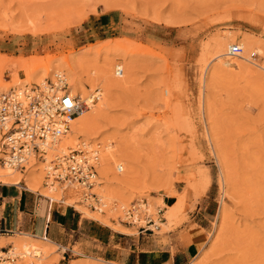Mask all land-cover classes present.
Instances as JSON below:
<instances>
[{
	"label": "rangeland",
	"instance_id": "374dc122",
	"mask_svg": "<svg viewBox=\"0 0 264 264\" xmlns=\"http://www.w3.org/2000/svg\"><path fill=\"white\" fill-rule=\"evenodd\" d=\"M230 36L251 54L250 61H219L234 57L217 45ZM57 60L68 61L88 88L90 71L98 67L122 79L93 131L116 142L118 162L127 171L124 177L112 166L105 174L96 164L104 188L148 193L167 204L181 199L176 218L154 231L161 240L177 226L195 227L190 214L209 203L214 215L203 230L204 246L187 264H264V0H0V82L31 85L44 70L47 79ZM116 62L121 76L115 75ZM43 177L36 192L51 205L60 202L137 236L139 224H127L123 212L90 209L79 189L70 194L76 199L61 189L52 197ZM111 177L118 183H108ZM23 185L0 183L2 222L9 221L10 195ZM221 200L227 213L214 233ZM68 232L45 236V264L89 258L116 264L94 254L83 231Z\"/></svg>",
	"mask_w": 264,
	"mask_h": 264
},
{
	"label": "built area",
	"instance_id": "2783aa9c",
	"mask_svg": "<svg viewBox=\"0 0 264 264\" xmlns=\"http://www.w3.org/2000/svg\"><path fill=\"white\" fill-rule=\"evenodd\" d=\"M240 51L238 43L229 47L232 55ZM122 73V67L116 66L115 75L121 76ZM87 106L78 95H72L62 71L54 72L51 78L40 83L0 91V150L7 156L1 160L3 164L23 171L30 157H36L46 165V180L52 177L83 188V198L90 209L99 211L101 203L97 194L91 191L97 175L98 150L88 148L82 141L65 154L54 150V145L69 130L71 120ZM51 152L53 155L49 157ZM121 169L119 167L118 172ZM161 213L162 209L158 214L161 216ZM124 217L127 224H139L138 230L151 233L163 220L149 214L137 215L133 207L126 210ZM15 231L18 230L0 221V236L12 235ZM11 246V243L0 246V264H14L20 258Z\"/></svg>",
	"mask_w": 264,
	"mask_h": 264
},
{
	"label": "bare ground",
	"instance_id": "6f19581e",
	"mask_svg": "<svg viewBox=\"0 0 264 264\" xmlns=\"http://www.w3.org/2000/svg\"><path fill=\"white\" fill-rule=\"evenodd\" d=\"M234 16H235V14H234ZM239 17L241 18V16H239ZM233 37L234 36H230L228 38L222 39L221 41L218 40L219 38L217 39L219 41L217 43V45L221 48V50L225 51L223 53V55L234 56L231 59V62H230V60L228 61V59H224L222 61L219 60L225 66L241 65L239 60L250 61L249 56L251 54L249 55L247 52H244V51H240L239 53H237L238 56L237 55L235 56V54L231 55V53L229 52V47L232 44V41L235 40L234 39L235 37L234 38ZM247 40H250V39H247ZM215 41H216V39H215ZM233 42H235V41H233ZM251 42L252 41H250L249 43H251ZM238 44L241 47L243 46L241 43H238ZM244 44H246V43L244 42ZM247 46H248V44L246 45V47ZM237 59H239V60H237ZM251 61H253V60H251ZM100 65H102V64H100ZM116 66L122 67L121 63H119V62H116ZM262 67H264V66H262ZM53 69L55 70L54 72L60 71V70L61 71L66 70L68 75L66 76V74L65 73L64 74L67 78L68 89L70 90L72 95H74V93H78V96L80 97V99L82 101H84L85 103H87V105H88L74 119L71 120L69 130L54 145V148H55L54 150L58 151L61 154H65L69 148H73L77 143L82 141L86 144V146L88 148L94 147L98 150L99 158H98L96 164H97V166H102V170L105 174L107 173V171L109 169L113 168L112 166H115L117 169H119V167H122L124 162L119 163V162H121L120 160L122 158H120V159L118 158L119 153H118V150L116 149V146H115L116 144L113 143L115 141L112 142L111 138H108L109 136H107V137L105 136L104 140H101V138L96 136L97 134L95 135L93 133V131L96 127V124L98 122L99 116L100 115L103 116V114H101V113L104 110L106 111V109H105L106 106L109 107L108 102H109V95L111 93L110 91L117 89L116 87L119 86L118 83L122 79L121 78H118V79L112 78L110 73H109V70L106 67H103V66L98 67V68H96L97 71H95V70L90 71L91 75H90V78L88 79L89 81L87 80L89 82V84H88L89 88H88L86 86V84H84V82H83L85 80L82 81V76L80 77V75L78 76V74L75 73V71H74L75 68L73 69L72 65L68 61H62V62H59V61L56 62L55 61L54 64H51V66L49 67L50 71ZM45 78L46 77H45V70H44L43 74H40L35 78L33 84L39 83V81H41V80L44 81ZM123 81H125V80H123ZM20 83L21 82L16 81L10 85V84H5V83L0 82V91H8L10 89L23 88L24 86L18 87L19 85H21ZM90 90H93L94 93L91 92L90 95H88L84 98H81L80 93H84L87 91L89 92ZM85 94H87V93H85ZM97 100H98V102H97ZM95 101L97 102L96 104H95ZM108 110H109V108H108ZM51 155H53V152L49 153V157ZM6 157H7L6 154L0 150V161H1V159H5ZM120 157H121V155H120ZM118 160H119V162H118ZM28 162L29 163L26 164V168L23 170L24 172H21L22 170L20 171V169L18 170V168L10 167L7 164H2V165L0 164V183H3V184H19V183L23 182L28 189L39 190V188H40L39 187V181L43 177V173H42V170H43V172L45 174V176L43 177L44 178V184L46 186L50 187L49 192H50V195L52 197L57 196L55 193H57L56 191H59L60 189L62 190V192L65 195H67L68 199H76L75 196L70 197V194L72 193V191H75L78 189L81 192L80 195L84 196V189L75 185V184H69L68 182L57 181V180H54L52 177L49 180H46L45 179L46 174H47L46 165L43 164L40 160H38L36 157H33V156L30 157ZM40 164L42 166V169H41ZM122 170H123V167L121 169V172L124 173L123 176L125 177L126 176L125 172H127V171L125 169H124V171H122ZM96 171H97V169H96ZM111 171H113V170H111ZM123 176H120V178ZM117 177H116V182H115V179H112V177H111V179L108 183H118L119 178L117 179ZM96 178H97V175H96ZM100 180L95 179L96 182L94 183V186H93L94 190L96 189L98 194H99V195L98 194L97 195H98V197H99L98 199L101 203V207H100L99 211H97V212L103 213V211H109V212L112 211V213L114 212V214L123 212V219H124L125 218L124 213L126 212V210L129 207H133L135 214L140 215V216H142L144 214H149V215H153L154 218L157 219L158 217H162L163 212L161 213V216L158 214V212L161 209H162V211H164L163 208H161V206H163L165 208V213H164V216L162 217L163 220L159 221V227H160V224L163 227H168L170 225V223L176 218L177 212H179V209L181 206V199L177 198L172 203L167 204L166 202H164L163 200H161L157 197H151L148 193L147 194H143V193L136 194V193L130 192L128 194L126 192H123V190H121V191L113 190L111 188V186L110 187L108 186V188H104V186H102ZM106 181H108V180H106ZM106 181H104V182H106ZM55 184H57V185H55ZM103 184H105V183H103ZM93 188L91 189V191L93 190ZM121 189H122V187H121ZM139 191H140V189H139ZM94 193H96V192H94ZM72 195H74V194H72ZM62 196H63V194H62ZM145 198L149 199L150 206H148L146 204ZM158 205H161V206L158 208L156 207V209H157L156 212H152V213L148 212V211H152L155 208V206H158ZM77 208L79 210H84L83 205L81 203L77 205ZM226 213H227V211H226L225 204H224L223 200H221V202L218 206V209L216 211V215H215V220L218 219L219 222L216 223V226L214 228V233H215V230L217 229L218 225L223 222ZM87 214H89V213H87ZM12 235H14V236H12ZM12 235L0 236V246L8 244V243L2 242V239H4V237H8V239L10 240L9 243H11V245H12L11 246L12 249L15 250V249L19 248L20 244L22 246V250L17 251V253L20 255L19 262H21V264H45L44 259L46 258L48 245L42 243V241H47L48 240L47 238L40 237V236H34V235H31L28 233H15ZM33 241H35V242H33ZM213 246H214V244L210 245V247H209L210 250L214 248ZM91 259L92 258H89L88 260H84V261H76V262H74V264H95V263H97V262H95V263L91 262Z\"/></svg>",
	"mask_w": 264,
	"mask_h": 264
},
{
	"label": "crops",
	"instance_id": "0c3cea01",
	"mask_svg": "<svg viewBox=\"0 0 264 264\" xmlns=\"http://www.w3.org/2000/svg\"><path fill=\"white\" fill-rule=\"evenodd\" d=\"M23 186L15 190V195H10L14 201L9 221L4 217L7 227L23 231L18 233L51 238L60 231L66 234L83 231L82 235L91 240V251L104 261L116 264H187L204 246L203 230L214 215L209 203H204L197 205L196 211L190 214L195 227L177 226L175 231L166 232L165 240L154 232L140 230L137 236H131L96 219L82 217L73 207L63 206L60 202L51 205L37 190ZM43 232H46L45 236H42Z\"/></svg>",
	"mask_w": 264,
	"mask_h": 264
}]
</instances>
